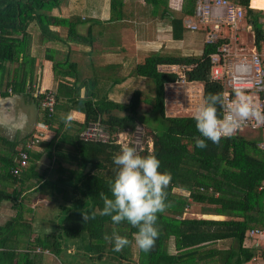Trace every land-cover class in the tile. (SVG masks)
<instances>
[{
    "label": "trees",
    "instance_id": "16d2710c",
    "mask_svg": "<svg viewBox=\"0 0 264 264\" xmlns=\"http://www.w3.org/2000/svg\"><path fill=\"white\" fill-rule=\"evenodd\" d=\"M127 1L111 0V19L123 18L129 9ZM232 1L245 8L246 19L252 23L259 41L261 28L258 20L262 10L251 7L250 0ZM68 2L0 0L1 94L9 92L34 98L41 110V119L48 126L46 129L38 126L30 139L51 129L57 132L54 142L72 146L68 150L60 146L55 153L59 167L52 168V173L58 176L51 182L52 190L63 196L56 200L60 204V214L55 221L59 222L60 230L58 233L41 234L32 241L31 232L26 231L31 224L23 223L21 209L26 205L20 198L24 192L26 196H31L32 188L37 185L36 182H28L31 173H37L36 167L31 164L34 148L28 149V164L15 175L12 167L17 164L20 150L26 149L30 139L22 144L21 149H17L18 144L11 141L6 142L4 150L0 145V206L9 202L18 209L15 217L0 226V264H43L44 251L60 256L67 248L64 239L69 238H87L86 252L98 257L111 255L127 264H244L249 261L254 251L243 246L248 231L264 230V147L258 145L261 133L255 137L235 134L222 138L219 144L206 141L207 147L201 149L195 145L200 133L193 115L172 116L166 113L165 108L166 85L180 78L177 72L160 68L166 64L192 66L186 74L190 81L203 82L204 100L209 93L223 96V84L210 77L209 55L215 50V45L205 42L203 31L187 29L183 22L187 14H194L197 0H183L179 11L169 7V0H131L130 3L133 6L138 4L136 17H145L151 22L160 17L161 21L158 19L156 23H161L170 34L169 40H163L160 47L151 50H163L173 40L184 41L186 30H189L196 33L192 36L194 39L203 36L201 56H175L155 51L138 62L133 71L138 79L147 82L144 87H126L122 86L121 80H114L107 82L115 85L106 91L105 87L97 85L102 81L95 79L87 84L84 97L74 96L76 87L70 85L68 79L69 76H76L74 64L66 66L62 61L67 58L56 59L53 86L56 105L49 116L42 107L41 99L33 95V85L37 81L36 60L32 55L33 36L28 26L36 20L45 40L53 37L51 27H65L68 41L93 48V29L82 34L78 31L77 17L54 14L55 9L66 7ZM52 50L57 49L47 48L46 56H50ZM113 93L128 98L116 101L110 98ZM72 110L84 114L82 125L73 121L70 125L66 124ZM218 114L222 116L223 109H219ZM92 121L104 123L112 135L109 142L81 137L85 126ZM137 123L148 128L153 136L152 148L143 147L139 153L155 154L161 161L159 170L170 172L172 181L167 189L170 207L158 214L159 236L155 246L147 253L138 248L135 255L134 235L138 229L127 222L114 225L107 216L97 215L95 220L84 222L81 213L103 207L100 192L111 195L109 181L114 179L118 170L113 157L120 153L123 144L133 146L132 141L125 143L120 141L119 136L126 133L133 138L139 126ZM191 207L200 213L222 214L226 218L185 217L183 214ZM23 224L27 226L23 227ZM114 228L131 241L120 252L113 251V244L104 239L105 234L111 235ZM13 239L18 240L17 246L10 245L9 240ZM227 241H232L233 245L221 248L219 244ZM21 243L27 247L21 249Z\"/></svg>",
    "mask_w": 264,
    "mask_h": 264
},
{
    "label": "crops",
    "instance_id": "0c3cea01",
    "mask_svg": "<svg viewBox=\"0 0 264 264\" xmlns=\"http://www.w3.org/2000/svg\"><path fill=\"white\" fill-rule=\"evenodd\" d=\"M110 2L111 0H69L66 7L54 10V14L60 17H77L79 21L78 31L82 34L88 32L90 28L91 30L93 29L95 40L93 48L89 45L68 41L65 27H51V35L53 37L45 40V37L42 35L43 31L37 21L34 20L29 24L28 30L32 33L31 36H33L32 55L36 60V85L42 89H53L55 84L54 60L66 58L67 60L62 61V63H66V66L73 63L76 69V76L68 77L71 81L70 85L76 87L75 97H84L87 84L94 82L95 79L102 81L98 82L97 85H101L102 88L105 87L106 91L107 88L109 89V87L115 85L114 83L109 84L107 82L114 80H121L122 86L137 89L146 85L147 82L145 80L138 79L133 75L134 68L138 62L150 53L155 51L167 53L168 50L151 49L160 47L163 40H169L170 34L161 23H156L158 19L161 21L160 17L157 16L158 19L155 18L153 22L151 20L147 21L145 17H136L135 15H138L137 10H139L138 4L135 6L131 5V0L127 1L129 9L124 13L122 19H111ZM182 4L183 0H169V7L173 10H181ZM139 5L141 6V4ZM250 6L253 7L251 0ZM140 22L144 25H141ZM246 22L249 23L247 19ZM251 24L249 23L250 26H252ZM251 31L256 33L253 26L251 29H248L249 38L251 37ZM47 48L57 50H52L50 56H46ZM177 67L179 65L166 64L160 66L163 70H170L171 68L176 70ZM175 84V82H172L166 85V113L172 116L189 115L187 112H178V108L174 109V106H169V104L175 102V99H168V88ZM181 87L187 92L185 102L190 100V95L198 92V103H194L196 105L194 109L193 106H185V104L181 108L184 111L193 110L192 113L194 114L195 109L204 101V84L200 81L189 80L188 83L181 85ZM177 91L174 90V92ZM190 91L194 93L189 94ZM178 97H181V95ZM110 98L116 101H125L128 97L113 93L110 95ZM192 100H196V98L193 97ZM69 116L74 123L79 125L84 123L85 116L80 111L72 110ZM41 121H43L41 119V110L36 105L33 97L9 92L6 95H2L0 90L1 150H4L3 147L7 146V141L18 144L16 148L21 149L22 144L27 142L38 130V123ZM56 133L54 130L47 129V131L43 132L41 143L33 149V162L31 164L36 167L35 169H37L38 174L32 172L28 182H36L37 185L33 187L34 189L32 188L33 192L31 196H26L27 193L24 192L20 198L26 205L23 208L21 207L23 211V223L31 224V228L26 227L27 225L25 224H23V227H26L27 233L31 232L32 241L41 234L58 233L60 230L59 222L55 221L56 216L60 214V204L56 200L63 196L54 193L52 190L51 182H54L58 177L52 173V168L59 167L58 158L55 153L57 150H60V146L66 150L72 148V146L68 144L64 145L63 143L58 145L56 141L54 142L53 138H56ZM256 133L251 137H255L258 134ZM58 139L61 140L62 138L58 137ZM17 213L18 209L12 206L11 203L6 202L1 205L0 226H4ZM183 215L185 217L195 216L216 220L226 218L222 214L200 213L194 207L188 209ZM252 230H259L260 232L252 234ZM9 243L12 247L19 244L18 240L14 239L9 240ZM87 243V238L64 239V244L67 248L63 249V253L59 256L50 251H44L43 264H127L119 262L111 255L98 257V255H94L89 251L86 252L85 246ZM219 245L221 248H229L233 245V242L227 241ZM243 246L254 251V256L244 264H264V230L250 229ZM20 247L22 249L27 246L21 243ZM134 251L135 255H137L138 247L136 245Z\"/></svg>",
    "mask_w": 264,
    "mask_h": 264
},
{
    "label": "clouds",
    "instance_id": "9594fccd",
    "mask_svg": "<svg viewBox=\"0 0 264 264\" xmlns=\"http://www.w3.org/2000/svg\"><path fill=\"white\" fill-rule=\"evenodd\" d=\"M235 97L231 103L220 93H209L194 114L196 129L200 133L195 145L204 149L206 141L219 144L222 138L235 135L244 123L252 118L264 121L259 105L241 89H235ZM219 109H225L223 115ZM71 117L66 118L70 125ZM202 137V138H201ZM117 172L109 181L111 195L99 193L103 207L99 210L82 211L84 222L95 220L97 215L111 218L114 225L127 222L138 229L134 235L136 246L147 253L155 246L159 236L157 227L158 214L170 207L167 201V189L172 181L170 172H161V161L155 154L141 155L136 147L123 144L120 153L113 157ZM104 239L113 244V251L120 252L129 246L131 241L116 231L105 234Z\"/></svg>",
    "mask_w": 264,
    "mask_h": 264
},
{
    "label": "built area",
    "instance_id": "2783aa9c",
    "mask_svg": "<svg viewBox=\"0 0 264 264\" xmlns=\"http://www.w3.org/2000/svg\"><path fill=\"white\" fill-rule=\"evenodd\" d=\"M261 10L259 41L255 32L251 31V37H248V29L252 26L246 22L245 8L232 0H197L194 14H187L183 22L187 29L203 31L205 42L215 45V50L209 55L210 77L223 84V97L226 101L231 103L235 100V89H241L245 95L252 98L255 104L259 105L261 114L264 116V8ZM179 74V80H188L187 74V76L184 73ZM33 88V95L41 99L46 113L49 116L52 115L56 105V94L53 89H42L36 84ZM224 111L225 109L223 113ZM38 126L44 129L48 125L41 121ZM245 131L261 133L262 139L258 145L264 147V121L258 123L255 118H252L246 121L236 134ZM142 134L143 129L138 127L132 140L138 152L144 147ZM81 137L85 140L102 142H109L112 139L109 130L100 121H92L86 125L81 132ZM42 138L43 132H40L27 142L26 149L20 150L17 164L12 167L13 174H19L28 164V149L35 148ZM259 232V230H252L251 233Z\"/></svg>",
    "mask_w": 264,
    "mask_h": 264
},
{
    "label": "rangeland",
    "instance_id": "374dc122",
    "mask_svg": "<svg viewBox=\"0 0 264 264\" xmlns=\"http://www.w3.org/2000/svg\"><path fill=\"white\" fill-rule=\"evenodd\" d=\"M193 34H196V33L192 32V31L190 32L189 30H186V40H184V41H175V40H173L172 42L167 43V46H165V48L163 50H168L167 53H169L171 55H175V56H189V55H195L197 57L201 56V54H202V38H203V36L201 35L202 37H200V39L196 38L198 40L197 41L196 39H194L192 37ZM191 67L192 66H179V67L176 68V70L172 69V68L170 70L171 71L174 70L178 74L179 73H181V74L184 73V75H186L187 70H189ZM149 82L151 83L150 80H149ZM175 83L176 84L174 86H172V87L170 86L168 88V90H169L168 99H172V98L175 99V102L174 103L172 102L171 104H169V106H174V109L178 108V110H177L178 112H187V113H189V115L193 114L192 113L193 110L184 111L181 108L185 104V106H189V105L193 106V109H194L196 107V105L194 103H198V100H197L198 99V92L194 93V92L190 91L189 94H193L194 93V95H190V97H189L190 100L185 102V100L187 99V92L184 91V89H182L181 85L188 83V80L187 81H183L181 79V80H177ZM174 90H178V91L174 92ZM179 95H181V97H178ZM193 97H195L196 100H192ZM137 124H139L138 127L143 129V134H142L141 137H142V144H143L144 148L147 147V148L151 149L152 146H153L152 133L150 132V130L148 128L144 127L143 124H141V123H137ZM243 134L248 136V137H251L252 135L255 134V132H243ZM134 135H135V133H134ZM119 139H120V141H123L125 143H129V142H131L134 139V137L130 138L126 133H122V134H120ZM52 208H53V206H52ZM69 240H73V239L69 238Z\"/></svg>",
    "mask_w": 264,
    "mask_h": 264
},
{
    "label": "bare ground",
    "instance_id": "6f19581e",
    "mask_svg": "<svg viewBox=\"0 0 264 264\" xmlns=\"http://www.w3.org/2000/svg\"><path fill=\"white\" fill-rule=\"evenodd\" d=\"M251 5L254 8H264V0H251Z\"/></svg>",
    "mask_w": 264,
    "mask_h": 264
},
{
    "label": "water",
    "instance_id": "95a60500",
    "mask_svg": "<svg viewBox=\"0 0 264 264\" xmlns=\"http://www.w3.org/2000/svg\"><path fill=\"white\" fill-rule=\"evenodd\" d=\"M187 79L190 80V79H189V76L187 77Z\"/></svg>",
    "mask_w": 264,
    "mask_h": 264
}]
</instances>
